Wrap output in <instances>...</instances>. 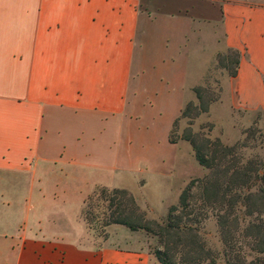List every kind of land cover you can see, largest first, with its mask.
Returning a JSON list of instances; mask_svg holds the SVG:
<instances>
[{"label": "crops", "instance_id": "1", "mask_svg": "<svg viewBox=\"0 0 264 264\" xmlns=\"http://www.w3.org/2000/svg\"><path fill=\"white\" fill-rule=\"evenodd\" d=\"M228 48L239 64L218 105L264 111V0H0V264H160L144 231L81 241L78 214L48 206L47 177L96 157L83 143L125 111L136 77L183 76L191 90ZM21 179L41 209L8 215Z\"/></svg>", "mask_w": 264, "mask_h": 264}, {"label": "rangeland", "instance_id": "2", "mask_svg": "<svg viewBox=\"0 0 264 264\" xmlns=\"http://www.w3.org/2000/svg\"><path fill=\"white\" fill-rule=\"evenodd\" d=\"M214 33V38L219 40L221 34L217 27ZM221 53L227 54V50ZM215 58L216 55L196 85L210 86L214 92L220 88L219 99L211 103L215 104L211 111L209 107L208 112L201 113L190 126L194 132H206V128L201 127L211 124V138L217 137L227 145L244 142L246 146L241 149L244 158L264 159V111L233 108L230 116L225 104L218 105L222 80L228 73L217 66ZM188 80L183 76L174 79L148 74L136 77L127 96L125 111L102 117L94 127V142L83 143L84 150L95 152L97 158L86 154L82 159L86 165H75L48 175V206H53L58 215L78 214V221L86 231L81 241L99 244L108 236L109 226L120 225L101 227L85 221L86 200L100 186L128 189L148 218L163 220L168 207L177 202L188 181L207 174L208 170L195 160L190 144L179 139L189 122L180 112L188 101L197 103L192 88L185 86ZM169 138L177 140L175 145L168 142ZM20 183L18 201L7 209L8 215H30L41 209L36 185L33 184L29 199L23 196L29 192L28 181L21 179ZM28 203L32 207L27 212L24 206ZM205 229L209 246L219 249L213 219L205 223ZM146 239L152 251L155 238ZM219 264H223L222 259Z\"/></svg>", "mask_w": 264, "mask_h": 264}, {"label": "trees", "instance_id": "3", "mask_svg": "<svg viewBox=\"0 0 264 264\" xmlns=\"http://www.w3.org/2000/svg\"><path fill=\"white\" fill-rule=\"evenodd\" d=\"M240 53L228 48L216 54V64L229 76L237 73ZM197 103L188 101L180 112L188 126L179 139L187 141L197 163L208 170L182 188L163 220L148 218L126 188L100 186L88 196L83 217L88 224L124 225L156 239L152 253L160 264H264V159L244 158V142L232 145L211 138V124L194 132L193 120L219 99L220 88L192 87ZM176 139L169 138L175 144ZM95 202V203H94ZM213 219L219 249L209 246L205 223Z\"/></svg>", "mask_w": 264, "mask_h": 264}]
</instances>
